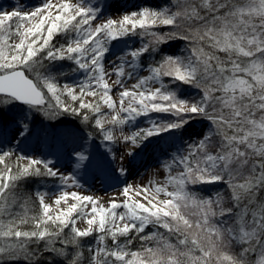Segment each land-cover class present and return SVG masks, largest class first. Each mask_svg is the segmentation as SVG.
I'll list each match as a JSON object with an SVG mask.
<instances>
[{
    "label": "snow or ice",
    "instance_id": "snow-or-ice-1",
    "mask_svg": "<svg viewBox=\"0 0 264 264\" xmlns=\"http://www.w3.org/2000/svg\"><path fill=\"white\" fill-rule=\"evenodd\" d=\"M178 41L181 54L166 51ZM184 85L199 98L179 94ZM36 114L92 128L85 141L119 175L150 139L197 116L208 126L163 163L162 181L126 182L107 205L80 191L87 143L64 172L0 142V264H264V0H165L118 16L92 0L0 6V121L20 143ZM30 178L61 188L30 193Z\"/></svg>",
    "mask_w": 264,
    "mask_h": 264
},
{
    "label": "rangeland",
    "instance_id": "rangeland-1",
    "mask_svg": "<svg viewBox=\"0 0 264 264\" xmlns=\"http://www.w3.org/2000/svg\"><path fill=\"white\" fill-rule=\"evenodd\" d=\"M38 3L39 0H0V6L5 10H10L13 6L31 9ZM92 3H98L106 14L112 16H118L122 11L135 10L142 6L159 7L164 5L161 0H92ZM136 43V38H133L128 41V46L132 47ZM124 47L125 45L123 43L117 44L110 53L112 56L111 59H115V56L120 53V49ZM182 50L183 42L179 41L173 43L166 49V51H170L173 54H181ZM67 63L69 64L70 62ZM57 65L60 64L58 63ZM64 65L65 64H63L62 67H65ZM65 73H68V77H73L77 80L83 79L82 75L71 73L70 68H68ZM178 93L188 99L199 98L197 90L187 85L178 89ZM15 111L19 110L16 109L14 112L10 113L14 116L16 114ZM33 119L31 123V135L20 143H17L16 140L13 139L16 124L11 123V120H9L11 124L5 129L0 121V132L7 130L5 136L0 135V142L7 147L9 146L7 142L11 141V146L18 148L21 154L53 160L56 167L64 172L72 171L74 168L75 160L71 156V153L82 143H87L89 150L92 152V163L86 170H81L79 173L80 182L83 184V189L80 191L82 194H92L96 196L105 205L109 202H106V198L113 195L119 196L117 199H122L119 190L123 186H120L126 183L128 180L127 177L135 173V170L138 173H135L136 177L133 178L132 185L134 187L137 185H147L150 180L162 181L167 174L164 171L163 163L170 159L177 148L186 145L190 141L199 139L207 130L206 128L208 126L207 121L197 116L188 126L176 133L165 134L162 137L150 139L141 149L137 150L134 156L124 161L127 174L119 175V173L113 172V169L116 168V162L110 159L104 147H102L98 141H85L87 134L92 133V135L95 136L96 133L89 126L77 122L76 117L65 116L60 120L49 121L42 115L36 114ZM141 119L143 121L141 126H147V118ZM40 120H45L46 122L44 129L42 128V124L39 123L41 122ZM128 131H131V129L129 128ZM19 139L20 138L17 137V140ZM115 148L117 150V155L125 151V147L120 144L116 145ZM115 183H118L116 184L117 188L115 191L110 190V186ZM31 186L34 192H47L49 197H53V193H58L61 188L59 181L54 178H33ZM218 188H222V186H209L205 188L204 191L215 192ZM91 242H94V240Z\"/></svg>",
    "mask_w": 264,
    "mask_h": 264
},
{
    "label": "trees",
    "instance_id": "trees-1",
    "mask_svg": "<svg viewBox=\"0 0 264 264\" xmlns=\"http://www.w3.org/2000/svg\"><path fill=\"white\" fill-rule=\"evenodd\" d=\"M161 2L164 4V3H165V0H161ZM152 4H153V3H152ZM57 39H60V38L58 37ZM169 53H171V52L169 51ZM66 63H67V62H63V64H65V65H64L65 67H62V68H61L60 65H56V68L62 70L63 72H65V71H67V69L69 68V67H68V63H67V64H66ZM65 68H66V69H65ZM54 70H56V69H54ZM66 81H67V82H70V81L68 80L67 77H63V78H62V82H66ZM7 115L9 116V118H11V117L13 116L10 112H9ZM33 120H34V119H33ZM36 120H37V119H36ZM40 121H41V120H40ZM76 121H77V122H80L78 119H76ZM38 122H39V121H38ZM1 123L3 124L2 121H1ZM39 123L42 124V128L44 129V128H45V124H46L45 120H44V121H41V122H39ZM9 124H11V123L8 122L6 126L3 124L4 128L6 129L7 126H8ZM36 125H37V123H36ZM6 131H7V130H5L4 132H3V131L0 132V135L5 136V135H6ZM32 179H33V178H30V179H28L27 181L23 182L26 191H28V192H30V193H34L33 188H32V186H31V184H32ZM92 240H93V238H91V237H90V238H87V241H88V242H91ZM21 264H22V262H21Z\"/></svg>",
    "mask_w": 264,
    "mask_h": 264
},
{
    "label": "bare ground",
    "instance_id": "bare-ground-1",
    "mask_svg": "<svg viewBox=\"0 0 264 264\" xmlns=\"http://www.w3.org/2000/svg\"><path fill=\"white\" fill-rule=\"evenodd\" d=\"M135 173H138V172L135 170ZM135 173L130 174V175L127 177L128 180H127L126 182H127L128 184H132V183H133V178L136 177V174H135ZM116 184H118V183H115V184L111 185V186H110V190L115 191V189L117 188V187H116ZM121 184H122V183H121ZM121 184H120V185H121ZM123 184H124V183H123ZM123 184H122L120 187H122ZM110 190H109V191H110ZM115 196H116L117 198L119 197V196H117V195H115ZM111 197H112V196H111ZM109 200H110V197L106 198V202H108Z\"/></svg>",
    "mask_w": 264,
    "mask_h": 264
}]
</instances>
